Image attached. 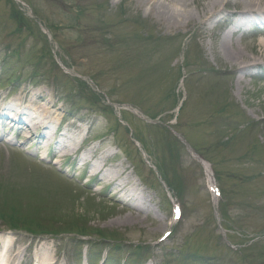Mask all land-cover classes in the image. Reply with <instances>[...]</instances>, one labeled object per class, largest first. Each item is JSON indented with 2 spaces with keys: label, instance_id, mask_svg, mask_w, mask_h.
<instances>
[{
  "label": "rangeland",
  "instance_id": "374dc122",
  "mask_svg": "<svg viewBox=\"0 0 264 264\" xmlns=\"http://www.w3.org/2000/svg\"><path fill=\"white\" fill-rule=\"evenodd\" d=\"M159 1L198 10L194 0ZM150 9L137 0H0V103L29 105L35 122L47 106L55 122L39 133L59 126L63 143L94 148L95 159L124 169L148 209L130 218L134 202L115 184H86L90 165L58 154V141L38 147L27 132L0 133V235L20 257L36 249L81 264L102 246L128 264L144 255L145 264H264V72H216L235 65L215 53L224 15L167 28ZM234 37L236 60L264 57ZM196 154L210 162L216 197Z\"/></svg>",
  "mask_w": 264,
  "mask_h": 264
},
{
  "label": "bare ground",
  "instance_id": "6f19581e",
  "mask_svg": "<svg viewBox=\"0 0 264 264\" xmlns=\"http://www.w3.org/2000/svg\"><path fill=\"white\" fill-rule=\"evenodd\" d=\"M194 1H197L198 10H196L195 13L192 11H185L184 14L179 11H174L169 5L160 3L159 0H137V3L141 6H151L150 14L156 16V18L159 21H162V24L164 23L163 25L167 28H181L183 26L187 27L196 19L195 15L200 17V22L203 24L224 15L228 19V25H232V27L229 28L227 26L226 31L215 32V53H217L224 62L226 61L227 63L232 64L235 63V65L222 68V70L216 72L222 74L223 76H229L231 74L233 77H236L237 73H241L244 77V75H251V71L254 67L264 71L263 56L252 59H244L241 62L236 60L238 56L242 55L243 49L240 47L241 44L238 43V40L234 37L236 34H240L242 41H248L250 44L254 43L257 45L258 50L264 53V0ZM202 1L204 3H202ZM171 3L179 4L181 6L184 5L186 8L188 7V0H170V4ZM242 81L243 80L241 77L237 79L239 86L243 85ZM27 98L30 100L32 96ZM39 98L40 100L43 99V97ZM46 107L47 106H45L43 113L44 116L39 122L31 121L25 125L22 123L20 124L21 127H24L23 131L27 132L25 135L26 140H41L39 143L43 145L48 144L50 141H53V143L57 142L55 141L57 140L56 137L58 134L57 128H55V132L52 137H48L39 133L40 128L44 130L51 129V125L55 122V115H53L49 108ZM27 108L31 110L29 105L26 106L25 110H22L24 115H27ZM37 109L40 108L37 107ZM37 109L34 110L36 111ZM15 110H17L18 114L19 109L17 105H14V103H9L5 106H2L0 103V120L5 121L4 118L10 112H15ZM134 111L138 112L136 109H134ZM38 117L39 116H37V118ZM19 119V117L14 119L16 120V124H12L17 125V123L19 124V122H22V120L20 119L21 121H19ZM62 135L66 136V138L69 137L65 131L62 133ZM58 143L61 145L58 151V154H61V156H78L79 150L71 146L72 142L68 144L64 142L63 144V141H60ZM94 151V148L88 149L84 155H81L80 159L83 165H90L88 172H91L92 176L100 175V181H105L109 186L115 184V193L118 194L122 200L131 201L132 203L134 202V204H132V210L130 211L129 217L134 221H140L142 216L148 213V209L144 205L143 201V199H146V196H144L142 193H136L133 188L127 190V180L121 179L124 169H119L113 166L108 167L107 163L105 162L104 155L95 159L93 154ZM1 236L2 235H0V249L1 251L4 250L5 252L2 259L3 264H20V252H15V250H13V248L15 249L14 242H8L6 245L3 241L4 237ZM35 255L37 264H69L66 259H58L56 256H51L48 252L43 253L36 250Z\"/></svg>",
  "mask_w": 264,
  "mask_h": 264
},
{
  "label": "trees",
  "instance_id": "16d2710c",
  "mask_svg": "<svg viewBox=\"0 0 264 264\" xmlns=\"http://www.w3.org/2000/svg\"><path fill=\"white\" fill-rule=\"evenodd\" d=\"M9 218V216H7ZM11 220V219H10Z\"/></svg>",
  "mask_w": 264,
  "mask_h": 264
}]
</instances>
